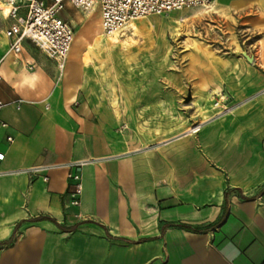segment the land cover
<instances>
[{"label": "crops", "instance_id": "1", "mask_svg": "<svg viewBox=\"0 0 264 264\" xmlns=\"http://www.w3.org/2000/svg\"><path fill=\"white\" fill-rule=\"evenodd\" d=\"M219 3L240 24L264 25L257 0ZM3 6L0 264H264V47L254 65L208 59L201 72L218 74L237 107L150 148L121 108L140 101L115 98L99 77L105 50L89 47L99 7L93 21L64 5L74 39L60 67L30 41L8 52ZM77 41L83 49L72 50ZM77 161L86 164L75 207L67 173Z\"/></svg>", "mask_w": 264, "mask_h": 264}, {"label": "rangeland", "instance_id": "2", "mask_svg": "<svg viewBox=\"0 0 264 264\" xmlns=\"http://www.w3.org/2000/svg\"><path fill=\"white\" fill-rule=\"evenodd\" d=\"M257 3L264 7V0ZM224 7L228 9L214 0L208 11L182 9L142 18L134 23L136 32L128 31L114 48L97 46L95 39L102 30L96 32L94 42L89 41L94 53L105 50L104 57L97 59L104 67L99 77L113 85L114 97L140 101L121 108L128 113L130 126L140 127V134L149 137L150 148L194 127L200 129L203 116L228 114L237 107L228 92L217 90L218 74L202 73V67L209 65L208 59L227 56H242L254 65L256 46L264 47V25L250 26L244 20L240 24L239 11ZM74 11L96 21L92 12ZM243 14L240 17L245 18ZM83 46L77 41L75 48Z\"/></svg>", "mask_w": 264, "mask_h": 264}, {"label": "built area", "instance_id": "3", "mask_svg": "<svg viewBox=\"0 0 264 264\" xmlns=\"http://www.w3.org/2000/svg\"><path fill=\"white\" fill-rule=\"evenodd\" d=\"M214 0H4L7 17L13 21L5 32L9 39L8 52L17 54L21 43L26 40L35 44L49 58L63 67L74 39L71 25L60 16L65 4L75 9L92 12L99 7L102 32L106 35H125L134 22L154 15H162L182 9H199L208 11ZM24 10L25 16L19 11ZM0 59V66L2 62ZM0 75V82H1ZM3 104L0 101V111ZM6 124L0 120V133ZM193 133L199 127L191 129ZM11 142V137L7 138ZM4 154L0 151V162ZM86 163L77 161L68 165V195L72 206H79L82 194V179L78 172ZM2 173L0 172V175Z\"/></svg>", "mask_w": 264, "mask_h": 264}, {"label": "bare ground", "instance_id": "4", "mask_svg": "<svg viewBox=\"0 0 264 264\" xmlns=\"http://www.w3.org/2000/svg\"><path fill=\"white\" fill-rule=\"evenodd\" d=\"M218 2H219V0H218ZM7 6L5 5V6H3V11H4V13L7 15ZM131 26V28H132V30L133 31H135L137 28H136V26L135 25H133V24H131L130 25ZM136 32V31H135ZM135 34V33H134ZM121 37H124V35L122 36V35H116V34H114V35H106V34H104L103 33V35H99L98 36V38H96V42H97V46L99 47V46H104L105 48H114V47H116L118 44H120L121 43V40L119 39V38H121ZM77 45H75V47H76ZM122 46V45H121ZM74 46H73V48H72V50L75 48ZM98 51H102V50H98ZM86 62H88L89 61V59L88 58H85L84 59ZM190 131H192L191 129H189V132Z\"/></svg>", "mask_w": 264, "mask_h": 264}]
</instances>
